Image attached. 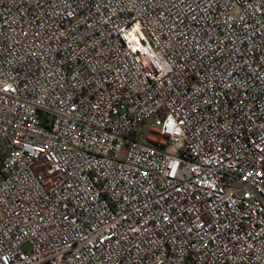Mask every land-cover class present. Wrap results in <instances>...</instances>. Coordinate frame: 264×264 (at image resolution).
<instances>
[{
	"label": "built area",
	"instance_id": "2783aa9c",
	"mask_svg": "<svg viewBox=\"0 0 264 264\" xmlns=\"http://www.w3.org/2000/svg\"><path fill=\"white\" fill-rule=\"evenodd\" d=\"M0 264H264V0H0Z\"/></svg>",
	"mask_w": 264,
	"mask_h": 264
},
{
	"label": "rangeland",
	"instance_id": "374dc122",
	"mask_svg": "<svg viewBox=\"0 0 264 264\" xmlns=\"http://www.w3.org/2000/svg\"><path fill=\"white\" fill-rule=\"evenodd\" d=\"M152 124V121H148L146 126L144 127V135L149 139L157 143L164 144L166 141L163 137L159 136L158 133H155L156 131H150L148 127H150Z\"/></svg>",
	"mask_w": 264,
	"mask_h": 264
}]
</instances>
